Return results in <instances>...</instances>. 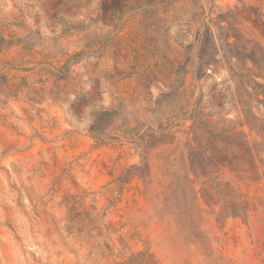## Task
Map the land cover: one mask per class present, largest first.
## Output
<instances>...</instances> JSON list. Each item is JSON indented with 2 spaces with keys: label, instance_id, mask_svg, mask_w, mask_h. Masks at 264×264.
<instances>
[{
  "label": "rangeland",
  "instance_id": "obj_1",
  "mask_svg": "<svg viewBox=\"0 0 264 264\" xmlns=\"http://www.w3.org/2000/svg\"><path fill=\"white\" fill-rule=\"evenodd\" d=\"M0 264H264V0H0Z\"/></svg>",
  "mask_w": 264,
  "mask_h": 264
}]
</instances>
